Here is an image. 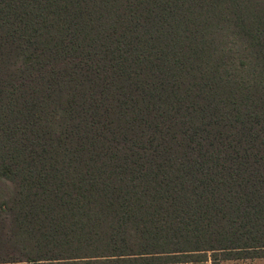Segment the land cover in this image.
Returning a JSON list of instances; mask_svg holds the SVG:
<instances>
[{
    "label": "trees",
    "instance_id": "trees-1",
    "mask_svg": "<svg viewBox=\"0 0 264 264\" xmlns=\"http://www.w3.org/2000/svg\"><path fill=\"white\" fill-rule=\"evenodd\" d=\"M264 257V0H0V264Z\"/></svg>",
    "mask_w": 264,
    "mask_h": 264
},
{
    "label": "rangeland",
    "instance_id": "rangeland-1",
    "mask_svg": "<svg viewBox=\"0 0 264 264\" xmlns=\"http://www.w3.org/2000/svg\"><path fill=\"white\" fill-rule=\"evenodd\" d=\"M167 264H210V261L208 260L204 262H177ZM220 264H264V257L227 259L221 261Z\"/></svg>",
    "mask_w": 264,
    "mask_h": 264
}]
</instances>
